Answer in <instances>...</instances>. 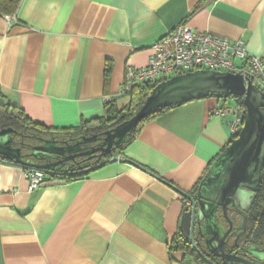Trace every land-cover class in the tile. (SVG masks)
<instances>
[{
    "label": "crops",
    "instance_id": "crops-1",
    "mask_svg": "<svg viewBox=\"0 0 264 264\" xmlns=\"http://www.w3.org/2000/svg\"><path fill=\"white\" fill-rule=\"evenodd\" d=\"M180 24L242 39L264 59V0H22L0 17V104L53 130L120 111L126 70L145 67ZM225 104L176 106L146 123L120 160L69 182L48 176L29 191L26 169L0 160V264H183L169 247L183 194L229 143L215 115Z\"/></svg>",
    "mask_w": 264,
    "mask_h": 264
},
{
    "label": "water",
    "instance_id": "water-1",
    "mask_svg": "<svg viewBox=\"0 0 264 264\" xmlns=\"http://www.w3.org/2000/svg\"><path fill=\"white\" fill-rule=\"evenodd\" d=\"M205 98L241 101L245 111L243 127L237 139L232 141L211 163L204 184V192L213 193L214 199L219 196L217 204L225 213L228 206L241 204L243 201L242 189L249 191L248 203H251V199H254L255 194L260 189L264 168V94L251 82L245 83L243 77L237 74L197 70L176 75L158 83L131 119L106 131L102 142L95 148L86 151H81V145L95 143L97 141L96 136L83 138L77 143H64L62 145H59L54 138H40V144L32 147L33 152L24 156L19 148L12 147L10 136L13 131L2 129L0 130V160H5L9 164L26 170H40L47 175L62 173L65 170L64 163L67 161L96 153L99 154V157L111 154L113 150L125 142L134 127L158 110L171 106H181ZM25 158L49 162L34 163L25 161ZM58 158L62 159L58 160ZM114 161L112 159L110 162ZM183 195L191 203V209L184 211L181 216L179 232L204 261L212 264L199 253L193 238L194 225L206 218L208 207L203 203L197 206L190 195ZM213 215L206 218V232L208 236L212 235L211 241L216 244L214 249L223 252V244L231 230V225L221 235L217 225L213 223ZM241 228L240 224L238 229ZM250 253L254 258L253 261L243 260V258H226L235 264H264L263 250L250 251Z\"/></svg>",
    "mask_w": 264,
    "mask_h": 264
},
{
    "label": "built area",
    "instance_id": "built-area-1",
    "mask_svg": "<svg viewBox=\"0 0 264 264\" xmlns=\"http://www.w3.org/2000/svg\"><path fill=\"white\" fill-rule=\"evenodd\" d=\"M197 70L240 75L245 83L251 82L264 94V59L250 56L242 39L230 40L209 32H197L183 24L153 45L145 67L126 70L121 92L128 93L133 85L155 86L176 75ZM215 115L226 120L229 141L236 139L245 119L241 101L221 106ZM120 159L121 156H115V161ZM25 176L29 191L49 180L40 170L27 169ZM184 202L185 206L190 205L187 199Z\"/></svg>",
    "mask_w": 264,
    "mask_h": 264
},
{
    "label": "trees",
    "instance_id": "trees-1",
    "mask_svg": "<svg viewBox=\"0 0 264 264\" xmlns=\"http://www.w3.org/2000/svg\"><path fill=\"white\" fill-rule=\"evenodd\" d=\"M21 1L22 0H0V17L15 16L21 4ZM108 76L109 69L107 68L105 77ZM153 88L154 86H151L149 84L133 85L128 92L130 97L129 104L124 109L119 111L115 108V106L110 105L109 107L108 104L107 107H109V109H107L104 117L82 123L77 128L63 130L47 129L44 126L33 123L25 116L23 111L18 109L17 107L0 104V130L11 129L13 131L11 137L12 146L16 147L25 144L28 147L27 150H29L32 146L40 144V138H54L58 144H72L77 141H81V139L83 138L96 136V142H100L102 141L103 135L106 131L111 130L116 126L126 122L138 112V110L145 102L146 98L151 94ZM221 101L225 104L228 100ZM175 107L176 106H171L168 108L160 109L154 114L143 119L136 127L132 129L130 136L126 138L125 142L122 143L117 149L113 150L111 154L103 155L101 157L98 156L99 158L95 162L89 163L85 167H68L62 173L51 174L48 176L59 178L69 182L82 178L89 174L91 171L110 163L111 159L115 160V156L117 155L121 156L122 158V152L124 148L137 137L142 127L146 123ZM232 141H229L228 145ZM1 161L6 162L5 160ZM208 169L205 171L204 175L208 172ZM203 177H201L197 185L191 192L188 193V195L191 196L193 195V193H195V191L203 181ZM247 220L252 240L255 244L264 249V168L262 171V182L260 185V189L255 194V197L252 201ZM169 248L171 251L183 253V264H204L200 260V257L195 252L190 243L184 240L179 231L172 239Z\"/></svg>",
    "mask_w": 264,
    "mask_h": 264
},
{
    "label": "flooded vegetation",
    "instance_id": "flooded-vegetation-1",
    "mask_svg": "<svg viewBox=\"0 0 264 264\" xmlns=\"http://www.w3.org/2000/svg\"><path fill=\"white\" fill-rule=\"evenodd\" d=\"M11 137L12 135L10 136V139ZM77 142H80V141H77ZM101 142L102 141L91 143V144H82L81 151H86L91 148H95ZM59 145H62V144H59ZM32 147H35V146H32ZM32 147L29 150H27L28 147L25 144H22L14 148H19L21 150V154L26 156L27 154H30L33 152ZM98 156L99 154L96 153L91 156H82V157L75 158L72 161L65 162L64 168L67 169L68 167L74 168L78 166L85 167L89 163L95 162L99 158ZM61 159L62 158H58V160H61ZM27 160L32 161L34 163L49 162L47 160H44L43 162H41V161H36L33 158H25V161ZM206 174L204 175L203 181L199 185L198 189L195 191V193H193V195H191V197L195 200L197 206L198 204L203 203L208 207L206 211V218H209L211 215L214 214L213 223L217 225L218 229L220 230L221 235H223L229 229L230 225H231V230L224 241L223 252H222L219 249H214L216 244L215 242L211 241L212 235L210 236L207 235L206 224H205L206 218H203L202 220L196 222L194 225L193 238H194V242H195V246L197 250L199 251V253H201V255L205 259H207L212 264H235V262H233L232 260H227L226 257H231V258L234 257V259L243 258V260L253 261L254 258L252 257L250 251H258V250L264 251V249L254 243V241L251 238L250 232H249L247 216H248V213L250 211L251 204L253 201V199H251V203L250 204L248 203L249 202V195H248L249 191L246 189H242L243 201L241 202V204L240 205L234 204L233 206H228L224 213L221 206L217 204L219 201V196H217L214 199L213 193L209 194L208 191L204 192V188H205L204 184L207 180ZM197 195L199 196L197 197ZM189 204L190 205L185 206V211H189L191 209V203L189 202ZM240 224L242 228L238 229ZM195 252L197 253L196 250ZM198 256L200 257V260L204 264H208L206 261H204L201 258L199 254Z\"/></svg>",
    "mask_w": 264,
    "mask_h": 264
},
{
    "label": "rangeland",
    "instance_id": "rangeland-1",
    "mask_svg": "<svg viewBox=\"0 0 264 264\" xmlns=\"http://www.w3.org/2000/svg\"><path fill=\"white\" fill-rule=\"evenodd\" d=\"M229 101H232L231 99Z\"/></svg>",
    "mask_w": 264,
    "mask_h": 264
}]
</instances>
